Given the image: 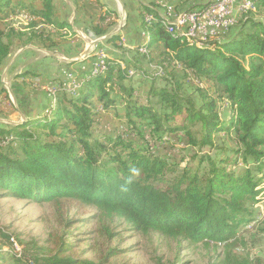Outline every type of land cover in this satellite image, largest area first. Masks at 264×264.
Returning <instances> with one entry per match:
<instances>
[{"label": "trees", "instance_id": "trees-1", "mask_svg": "<svg viewBox=\"0 0 264 264\" xmlns=\"http://www.w3.org/2000/svg\"><path fill=\"white\" fill-rule=\"evenodd\" d=\"M251 1L252 8L241 14L235 30L208 44L169 33L155 6L142 7L139 30L146 37L140 48L151 51L159 44L164 51L145 101H138V89L129 82V71L140 69L126 64L121 69L123 62L116 57L105 59L102 73L83 76L84 71H73L81 84L72 96L56 91L54 106L45 114L17 126L0 125L3 195L76 200L122 219L138 232L229 248L237 242L238 228L253 220L252 207L262 203L258 230L264 235V23L254 17L264 8V0ZM95 3L98 16L90 32L101 37L115 26V13L98 0ZM21 12L32 18L28 26L44 25L27 43L38 40L45 49L57 45L67 24L58 19L52 0H0V25ZM15 34L14 28L0 29V69L10 54L7 40ZM120 38L111 35L105 42L118 46ZM29 75L24 72L16 78ZM158 79L162 86L153 84ZM56 83L61 84L58 79ZM187 85L195 87V97L185 95ZM118 102L126 133L131 130L143 141L137 127H146L155 142L182 133L191 148L209 150L199 157V167L178 168L153 154L149 144L137 149L121 136L95 135L94 105H101V113L117 112ZM175 120L180 124L173 125ZM221 138H229L233 146H220ZM70 251L71 245L60 242L53 253L16 259L15 264H94L72 257ZM226 262L232 264L228 253Z\"/></svg>", "mask_w": 264, "mask_h": 264}, {"label": "rangeland", "instance_id": "rangeland-1", "mask_svg": "<svg viewBox=\"0 0 264 264\" xmlns=\"http://www.w3.org/2000/svg\"><path fill=\"white\" fill-rule=\"evenodd\" d=\"M104 1L108 2L110 0ZM111 1L115 2L114 0ZM210 1L201 0L202 3ZM52 3L57 5L58 19L67 22L72 16V9L68 3H71L74 9L81 12V18L91 14V8H93L92 0H52ZM101 4L105 5L104 3ZM36 5H39V3H36ZM194 6L196 5L194 4L191 7ZM253 10L255 11V9ZM239 14L237 12V15H235L237 19ZM27 15L29 14L23 13L16 20L0 25L1 30L6 31L9 28H14L18 33L11 35L10 39L7 40V42H11L10 54L0 69V88L6 90L3 92L6 95L3 93L0 95V125L17 126L24 123V119L18 117L16 112L18 109L22 111L28 108L45 110L51 104V100L53 104L55 102V94L52 95L49 91L52 82L43 81L40 83V80L36 79V83H31L24 82L25 80L22 79L18 81L20 83H15L16 86L10 85V80L18 75L19 71L16 70L18 72L15 74L12 72L8 74L5 68L6 65L12 61L15 54H18V50L20 53L22 50H26L28 45L38 47L41 45L38 40L34 39L27 43L30 35H39L40 30H43L44 27L42 24L28 26V21L25 18ZM254 17L264 23V8L259 9ZM81 18L77 20L76 26L83 25V23H79ZM116 20L115 15L114 21L116 24L108 30L105 38L116 34L121 35V29L118 26L122 27L124 23ZM130 25V22H128V26ZM235 26L231 28L233 31ZM79 30L81 34L85 35L90 32V27L88 30ZM64 32L62 35L66 34L67 38L61 39V41L67 42L66 44L72 47L77 46V44L79 46V43L73 44V35L70 30L67 31L68 33ZM44 37H46L45 34ZM105 40L99 41V43L108 52L109 57H116L119 62H123V65L126 64L140 69L138 72L133 70L135 75L132 76L129 82L138 89V101L144 102L147 97V88L152 83L151 77H154L159 66L160 54L164 52L162 46L159 44L154 45L152 50L146 54L140 51V49L145 48L139 47L137 50L140 51L139 54L137 51L130 50L131 47H127L126 44V47L114 46L106 43ZM80 41L84 42L85 40L80 37ZM83 45L85 47V44ZM123 48L125 51H120ZM115 49L118 51L115 53L116 55L110 53ZM97 53L87 50V54L91 56L94 54V57ZM36 54L39 57L42 55L48 56L47 52L42 51ZM82 58H77L75 61H86L85 57ZM90 61L88 59L84 65L87 66ZM68 69L73 71L70 68ZM61 71L59 72L61 73ZM148 75L150 79H148ZM60 77L61 75L58 77L59 81ZM123 84H127V81ZM153 84L162 86L163 82L158 79ZM194 88L192 86L186 87L185 95L195 97L193 94ZM2 89H0V94ZM39 98H44L45 102L48 103L45 106L44 103L38 105ZM219 100L218 102L221 104ZM28 102L32 105L28 106ZM221 105L223 106V104ZM100 110L101 105L99 103L95 104L93 111L95 116L92 126L95 135L101 137L121 136L122 139L132 140L133 146L137 149H144L149 144L153 154L167 158L169 163L175 164L178 168L188 165L191 170L197 169L199 167V157L209 152L207 149L200 151L197 148L188 146L187 138L182 133L169 136L167 142L152 141L149 130L146 127L138 126L137 130L141 132L145 144L142 138L132 133L131 130L126 133L123 126L125 120L122 118L123 107L120 102L117 103V107L114 109L117 112L112 111L116 115L112 112L101 113ZM220 111L221 117L225 118V107H221ZM44 112L43 114H45ZM175 123L179 125L180 121L175 120L173 125ZM218 143L226 148L233 146L229 138H221ZM224 155H226V152ZM227 156L230 157L229 160L231 161V155L227 153ZM241 168L242 166H238L236 169ZM261 182H264V176ZM252 214L253 220L246 226L238 228L237 242L233 248H229L219 243H190L181 239L166 238L153 232H138L122 219L104 215L97 207L76 200L64 198L52 201L27 200L8 197L0 191V255L3 258L0 264H15L16 259L27 260L30 255L53 253L57 250L60 242L71 245L70 255L72 257L88 260L94 264H227V253L232 264H264V235L258 230V226L263 220L262 203L252 207ZM3 236L8 237L9 242Z\"/></svg>", "mask_w": 264, "mask_h": 264}, {"label": "crops", "instance_id": "crops-1", "mask_svg": "<svg viewBox=\"0 0 264 264\" xmlns=\"http://www.w3.org/2000/svg\"><path fill=\"white\" fill-rule=\"evenodd\" d=\"M92 1H93V4H92L93 8H91V12H90L91 14H88V16L85 15L82 18H81V12L74 9L71 3H68L70 8L72 9L71 11L72 16L68 19V22L61 20L67 24V26L64 28L65 29L64 31L68 33L67 31L70 30L71 31L70 33L73 35V36L71 35L73 38V41H72L73 44L79 43V46L77 44V46H74L75 47L74 48L66 44L67 42L61 41V39L63 40L67 38L66 34L64 35L61 34L59 36L60 38L56 39L57 45L50 47V48L45 49V48H41V47L34 46V45L32 46L28 45L26 50L21 49L22 51L20 53L18 50V54H15L12 61L6 65L5 68L7 69V73L10 74L12 72L13 74H15L19 71L18 74H20L24 72L25 73L30 72L29 76H27L26 78H23L25 80L24 82L28 81L31 83H36L35 80L39 79L40 83H42L43 81L53 83V82H57V79L60 76L59 71L62 68H70L73 71H75V73H78L79 69L85 66L84 63L88 59L93 60V64L95 65L97 62L96 61L97 57L96 56L94 57V54L92 56L90 54H87L88 44L85 41L84 42L80 41L81 36H79V34H81L79 32L80 31L79 29L88 30L91 24L93 22H96L99 8L97 7L95 0H92ZM98 1L101 3H104L107 9L115 13L116 19L118 20V21L116 20L117 22L124 23L122 27L118 26V28L121 29V38L119 39V42L117 43V45L121 46V44H126L127 47H131V49H136V50H138L139 47L144 45L145 43V40L141 37V32L139 30V17L141 13L143 12V10L141 9L142 7L155 6L158 15H160L161 17L167 20H171L168 16H165L164 14L165 7L173 8L175 11L178 12L181 10H187L189 8H192L191 6L194 4L197 7L199 5L206 3V2L202 3L201 0H114L115 2H112L111 0L108 2L104 0H98ZM55 7L57 8L56 4H55ZM17 18L18 17L14 18L13 20H16ZM79 18H81L79 23L81 24L83 23V25L76 26L77 25L76 22ZM128 22H130L131 24L130 26H128ZM64 31L63 33H65ZM104 39H106L105 36H104ZM83 44H85V47H83L84 46ZM100 44L101 43L98 42L97 45L100 46ZM124 50L123 51L120 50V51L124 52ZM41 51L47 52L48 56L42 55L39 57L38 54L36 53L41 52ZM117 52L118 51L115 49L113 52H110V53H112L113 55H116L115 53ZM82 57H85L86 61L85 60H79L80 62L75 61L77 58H82ZM80 64H81V67H80ZM16 76L10 80L11 82L10 85L16 86L15 83L17 84L20 83L18 81H21L22 78H16ZM83 76H87V73H84ZM41 77L43 78L42 80H41ZM2 93L3 92H1L0 95H2ZM38 102H39L38 105L41 103H44L43 104L44 106L46 105V103H48V102H45L44 98H41V99L39 98ZM35 103H36V100H35ZM22 105L23 103L21 104V106ZM27 105L31 106L32 103L28 102ZM53 105H54L53 101L51 100V104L48 105V108ZM47 109L40 110L39 108H28L27 110H23V111L18 109L16 110V112L20 119L22 118L24 119V121H27L30 119L38 118L39 116L43 115L44 111H45L44 113H46Z\"/></svg>", "mask_w": 264, "mask_h": 264}, {"label": "built area", "instance_id": "built-area-1", "mask_svg": "<svg viewBox=\"0 0 264 264\" xmlns=\"http://www.w3.org/2000/svg\"><path fill=\"white\" fill-rule=\"evenodd\" d=\"M251 8V4L248 0H233V1H222V7H211L208 10L187 9L181 11H175L173 8L165 7L164 14L168 16L172 21V30L186 29L192 35L197 37L205 44L209 43V39L221 38L228 30L234 27L240 20L241 14L244 13L245 9ZM237 12L240 13L238 19L235 17ZM145 15V14H144ZM211 28H219V37L206 38V31ZM88 44L87 50L93 52L106 51L97 42L104 40V36L94 37L91 32L87 34H79ZM121 46L126 47L125 44ZM130 48V47H129ZM134 51L135 49H130ZM140 54V51H137ZM94 68L93 60L87 66L81 67V72L90 75V70ZM62 70V71H61ZM61 84L52 83L50 87H57V91L69 92L71 89L76 88L80 80L76 78L75 85H68V77H76V74L66 68L60 69ZM131 71V70H130ZM15 247V243H14Z\"/></svg>", "mask_w": 264, "mask_h": 264}, {"label": "bare ground", "instance_id": "bare-ground-1", "mask_svg": "<svg viewBox=\"0 0 264 264\" xmlns=\"http://www.w3.org/2000/svg\"><path fill=\"white\" fill-rule=\"evenodd\" d=\"M222 1H233V0H211L210 2H208V4L204 7V8H199V10H208V8L211 7H222ZM248 2L251 4V8H252V1L248 0ZM249 8V9H251ZM249 9H245V10H249ZM26 14V12H25ZM19 15H23V13H19L18 15H16L14 18L18 17ZM13 18V19H14ZM26 21H30L32 20V18L27 15L25 16ZM144 18L146 20H148L147 16H144ZM162 26L169 32V33H173V34H178L181 38H184V40L186 41H193V42H197V43H203L201 40H198L197 37H195L194 35H192V33H190L189 31H187L186 29H179V30H172V21L171 20H167L165 18L162 17ZM219 36V28H211L209 30L206 31V38H214ZM141 37L143 39H145V34L143 32H141ZM141 53H147L148 51L146 49L141 50ZM96 64L94 65V68L91 70L90 74H96V73H102L105 71V59L108 57L107 52L101 51L98 52L96 54ZM125 67V65H123L122 63L120 64V68L123 69ZM129 76H134L135 73L133 71H129ZM76 84V77H68V85H75ZM81 82H79L78 85H76V88L71 89L69 92H67V94L69 96H72L74 94V92L80 87ZM49 91L51 92L52 95H54L57 91V87H50Z\"/></svg>", "mask_w": 264, "mask_h": 264}]
</instances>
